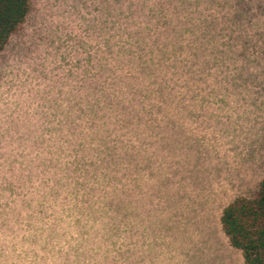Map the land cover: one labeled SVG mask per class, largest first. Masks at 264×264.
<instances>
[{"label":"rangeland","instance_id":"1","mask_svg":"<svg viewBox=\"0 0 264 264\" xmlns=\"http://www.w3.org/2000/svg\"><path fill=\"white\" fill-rule=\"evenodd\" d=\"M264 178V0H31L0 54V264H244L221 218Z\"/></svg>","mask_w":264,"mask_h":264},{"label":"trees","instance_id":"2","mask_svg":"<svg viewBox=\"0 0 264 264\" xmlns=\"http://www.w3.org/2000/svg\"><path fill=\"white\" fill-rule=\"evenodd\" d=\"M31 0H0V54L25 23ZM221 224L244 264H264V178L252 197H240L223 210Z\"/></svg>","mask_w":264,"mask_h":264}]
</instances>
